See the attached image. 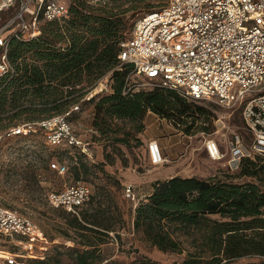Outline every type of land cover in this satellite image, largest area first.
<instances>
[{"label": "trees", "instance_id": "trees-1", "mask_svg": "<svg viewBox=\"0 0 264 264\" xmlns=\"http://www.w3.org/2000/svg\"><path fill=\"white\" fill-rule=\"evenodd\" d=\"M40 28L35 37L10 41L9 57L16 72L0 78V132L11 138L5 136L11 127L66 112L110 74L111 89L98 93L93 121L114 148L108 151L105 145V161L96 162L77 146L50 145L77 150L80 159L73 167L77 177L91 164L103 170L117 157L128 165L116 144L130 146L131 133H122L118 121L131 122L136 132H142L147 114L154 112L190 135L197 116L207 114L197 101L172 88L154 86L125 93L133 66L119 58L126 24L113 8L76 0L67 17L42 19ZM32 135L43 136H17ZM82 209L80 215L70 211L73 216L67 220L80 246L57 247L31 264H66L65 255L73 264H165L147 255L129 262L106 257L103 246L113 240L111 232L122 240L116 227L121 219L111 206ZM133 227L143 241L182 255L171 264H229L242 257L261 258L245 264H264V155L244 156L237 169L207 178L175 175L156 180L151 193L136 206Z\"/></svg>", "mask_w": 264, "mask_h": 264}, {"label": "built area", "instance_id": "built-area-1", "mask_svg": "<svg viewBox=\"0 0 264 264\" xmlns=\"http://www.w3.org/2000/svg\"><path fill=\"white\" fill-rule=\"evenodd\" d=\"M68 15L65 0H0V78L16 72L9 57L12 38L35 37L41 32L42 19L61 20ZM120 44L122 63H131L133 72L147 79L136 82L129 75L125 93L159 86L175 89L194 101L238 110L251 135L250 144L236 134L223 151L219 141L210 138L205 143L208 154L222 159L230 152L232 170L244 156L264 155V0H165L159 9L141 17L131 36ZM108 88V81L102 78L87 97ZM79 108L77 104L62 114L21 123L5 136L41 133L51 146H77L90 155V143L70 122ZM147 149L152 164L166 162L159 139H150ZM50 167L59 173L69 168L60 161L51 162ZM126 191L133 196V185H127ZM91 195V185L77 180L60 191H50L48 199L53 206L80 215ZM0 237H8L32 253L35 247L46 248L41 241L48 243L34 220L1 204ZM27 258L0 245V264H29Z\"/></svg>", "mask_w": 264, "mask_h": 264}, {"label": "rangeland", "instance_id": "rangeland-1", "mask_svg": "<svg viewBox=\"0 0 264 264\" xmlns=\"http://www.w3.org/2000/svg\"><path fill=\"white\" fill-rule=\"evenodd\" d=\"M65 1L70 7L76 0ZM88 2L97 6L106 5L107 8L120 12L126 24L124 39L126 40L131 36L136 22L145 14L159 9L165 0H88ZM129 75L136 82L147 81L144 76L133 72V69L129 71ZM106 76L104 80L108 81L110 90L113 79L110 74ZM146 88L150 89L152 86L147 85ZM88 94L79 102L80 108L72 113L70 122L84 141L96 142L103 148L108 144V151H113L114 148L107 138L102 136L93 125L95 102L100 94L97 93L94 96L96 100H90L91 98L87 97ZM196 103L203 106L207 114L197 116L193 133L190 135L185 134L181 125L172 123L154 112L151 114L153 119H148L152 130H148V134L145 133L147 116L144 120L145 129L142 132H136L131 122L118 121L122 127V133L125 131L131 133L128 136L130 146L116 144L121 147V155L128 159V165L124 166L123 161L118 157L114 164H107L103 170L91 162L94 164H91L90 170L87 172L81 170L79 177L73 168L77 159H80L76 149L70 151L51 147L41 135L5 138L0 132V204L17 209L30 217L39 225L48 239V243H42V241L39 243L46 244V248L35 247L33 253L8 237H0V245L26 254L29 264L34 259L43 258L52 253L57 247L67 250L69 247L80 246L73 240L77 234L67 224V220L73 216V213L66 208L53 206L49 202L48 193L53 190L60 191L68 184L83 180L91 185L92 195L82 210L86 208L92 210L99 205L111 206L121 219L116 227L121 233L122 240L117 239L115 231L111 232L113 240L103 246L106 257L129 262L140 255H147L165 264L180 260L182 255L159 250L143 241L134 230L135 209L141 198L151 191L156 181L151 179H155L156 173L157 178L172 174L211 177L230 169L228 164L230 152L222 159L211 158L205 146L208 139L214 138L219 141L223 151H226L236 134H240L246 143L251 142V135L244 127L240 111H232L214 102L197 101ZM191 121L189 119V122ZM115 123L117 120L113 125ZM173 134L180 135L181 139L176 137L171 139L170 136ZM160 135L163 136V141L159 139ZM153 138L159 139L163 146L167 160L162 165H154L150 160L146 142ZM117 154L118 152L115 155ZM63 160H66L69 166L65 173H59L50 167L51 162ZM95 161L97 162L96 159ZM129 184L133 185V196L127 194L126 186ZM67 232L69 234H66ZM64 261L66 264H73L67 255L64 256ZM258 261H261V258L242 257L229 264Z\"/></svg>", "mask_w": 264, "mask_h": 264}, {"label": "crops", "instance_id": "crops-1", "mask_svg": "<svg viewBox=\"0 0 264 264\" xmlns=\"http://www.w3.org/2000/svg\"><path fill=\"white\" fill-rule=\"evenodd\" d=\"M151 114H154L153 112H149L148 113V115H147V118H146V120H147V129L145 130V133L146 134H148V130H150V131H152L151 129H150V127H151V125L150 124H148V119H153V117H152V115ZM153 124V123H152ZM80 135V134H79ZM178 136V137H177ZM189 136V135H188ZM80 137H81V135H80ZM171 137V139H172V137H176V139L177 138H180V135H178V134H173L172 136H170ZM82 138V137H81ZM83 139V138H82ZM159 139L161 140V141H163L164 140V138H163V136L162 135H160L159 136ZM181 139V138H180ZM84 140V139H83ZM85 141H87V142H89L90 143V151H91V156L93 157V158H95L96 160H98V161H105V151H104V148L101 146V145H98L96 142H93V141H90V140H85ZM176 141H178V140H176ZM146 144H147V146H148V141L146 142ZM148 150V149H147ZM162 165V164H161ZM107 166V165H106ZM175 175H177V174H172V175H170V176H161V177H159V178H157V173H156V175H154V178L155 179H151V181H153V180H158V179H167V178H170V177H172V176H175ZM152 188H153V186H152ZM151 191H152V189H151ZM151 191L149 192V193H151ZM149 193H147V194H149ZM146 194V195H147ZM145 195V196H146Z\"/></svg>", "mask_w": 264, "mask_h": 264}]
</instances>
